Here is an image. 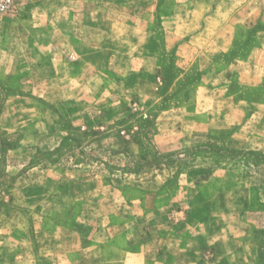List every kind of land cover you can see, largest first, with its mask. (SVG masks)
I'll list each match as a JSON object with an SVG mask.
<instances>
[{"label":"rangeland","instance_id":"1","mask_svg":"<svg viewBox=\"0 0 264 264\" xmlns=\"http://www.w3.org/2000/svg\"><path fill=\"white\" fill-rule=\"evenodd\" d=\"M0 264H264V0L0 10Z\"/></svg>","mask_w":264,"mask_h":264},{"label":"built area","instance_id":"2","mask_svg":"<svg viewBox=\"0 0 264 264\" xmlns=\"http://www.w3.org/2000/svg\"><path fill=\"white\" fill-rule=\"evenodd\" d=\"M15 0H0V10H7L9 9L13 4Z\"/></svg>","mask_w":264,"mask_h":264}]
</instances>
